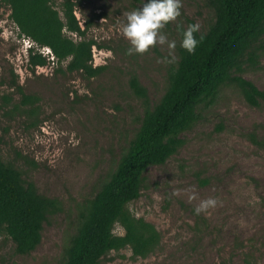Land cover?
Masks as SVG:
<instances>
[{"label":"rangeland","instance_id":"obj_1","mask_svg":"<svg viewBox=\"0 0 264 264\" xmlns=\"http://www.w3.org/2000/svg\"><path fill=\"white\" fill-rule=\"evenodd\" d=\"M145 2L81 0L78 18H93L87 36L102 44L93 58L107 65L93 78L55 72L52 65L27 68L32 41L18 34L9 7L0 8V101L3 94L12 96L11 105L21 99L10 85L15 78L24 93L40 98L35 114L10 118L0 111L2 156L63 206L49 216L42 242L28 255L17 254L13 241L0 232V264H64L79 206L103 187L141 124L144 103L130 86L131 76L147 89L150 105L157 104L181 58L182 30L193 21L206 33L216 21L212 0H182L181 15L162 30L176 42L175 62H160L171 59L167 45L129 56V42L116 29L125 22L124 12ZM253 48L255 54L246 56L233 76L264 90V35ZM43 51L50 54L48 48ZM198 112L197 122L181 133L178 152L146 169L141 196L129 203L133 213L161 232L160 247L146 258H134L129 248L113 251L100 264H264V105L249 104L236 82L229 81ZM42 120L46 128L38 131ZM209 197L216 206L197 215L196 206ZM115 232L124 229L117 224Z\"/></svg>","mask_w":264,"mask_h":264},{"label":"trees","instance_id":"obj_2","mask_svg":"<svg viewBox=\"0 0 264 264\" xmlns=\"http://www.w3.org/2000/svg\"><path fill=\"white\" fill-rule=\"evenodd\" d=\"M56 2L0 0V8L9 7L18 34L32 41L27 68L35 71L38 66L52 65L55 72L98 76L107 65L93 64L94 46L102 48L96 38L87 36L93 18L85 19L82 28L77 15L81 0H61L60 8ZM212 3L215 23L208 32L195 34L197 40L201 35L204 39L193 54L182 50L169 87L157 104L150 105L147 89L137 75L131 76L130 86L144 103L141 124L103 187L79 206L78 227L65 248L64 264H100L111 252L126 248L131 249L134 258L153 254L161 245V232L129 207L141 196L146 169L165 163L178 152L184 143L181 133L197 122L201 103L213 97L223 84L236 82L249 104L264 105V90L243 77L233 76L246 56L252 58L255 43L264 35V0ZM100 16L97 14L95 20ZM43 48H48L50 54ZM10 85L19 91L21 99L11 105L12 96L3 94L0 111L10 118L16 113L35 114L40 98L24 93L17 78ZM44 122L35 129L40 130ZM31 124L35 127V123ZM253 141L258 143L255 136ZM3 142L0 134V232L13 241L17 254L28 255L42 242L49 216L63 209L62 201L40 193L35 183L24 178L22 170L6 162ZM117 224L123 227V234L115 232Z\"/></svg>","mask_w":264,"mask_h":264},{"label":"clouds","instance_id":"obj_3","mask_svg":"<svg viewBox=\"0 0 264 264\" xmlns=\"http://www.w3.org/2000/svg\"><path fill=\"white\" fill-rule=\"evenodd\" d=\"M182 7V0H146L140 8L124 12L125 22L119 24L116 31L129 42L130 47L125 54L129 56L143 55L157 45H167L168 56L171 59L165 57L160 62H175L176 42L174 40L169 41L162 30L167 24L177 20L181 15ZM102 19L105 18L102 17ZM200 28L201 25L199 23H194L188 25L181 32L182 40L180 46L190 54L195 52L198 43L204 39L203 35L200 36L199 40L196 38L195 34L200 31ZM42 127L43 130L46 128L43 125ZM51 135H53L52 131ZM176 194L178 195L179 193L177 192ZM195 198L193 194L189 199L193 200ZM216 204L217 201L211 197L201 200L195 208V213L197 215L202 212L208 213Z\"/></svg>","mask_w":264,"mask_h":264},{"label":"built area","instance_id":"obj_4","mask_svg":"<svg viewBox=\"0 0 264 264\" xmlns=\"http://www.w3.org/2000/svg\"><path fill=\"white\" fill-rule=\"evenodd\" d=\"M77 15H78V13H77ZM81 24H82V28H84V22H81ZM95 48H96V46H94V49ZM94 52H95V50H94ZM93 64H94V66H96V65H98V62L94 59ZM40 68L42 69L44 67L43 66H38V69H40Z\"/></svg>","mask_w":264,"mask_h":264}]
</instances>
